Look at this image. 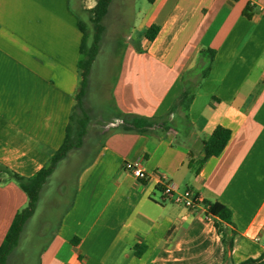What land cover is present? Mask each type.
I'll return each instance as SVG.
<instances>
[{
	"label": "crops",
	"instance_id": "obj_1",
	"mask_svg": "<svg viewBox=\"0 0 264 264\" xmlns=\"http://www.w3.org/2000/svg\"><path fill=\"white\" fill-rule=\"evenodd\" d=\"M96 2L0 0V244L28 202L4 169L30 178L63 144L80 82V14L89 16ZM103 25L101 44L122 43L110 49L117 64L110 111L93 115L83 104L90 116L83 143L56 166L19 242L27 225L38 226L39 264H224L209 201L231 211L233 263L259 258L264 0H112ZM151 26L158 32L149 41ZM205 50L215 54L201 79ZM186 85L195 86L186 118L169 115ZM134 117L169 128L125 130ZM217 126L231 132L224 149L191 167ZM133 161L146 179L125 170ZM163 177L200 203L175 204L159 188Z\"/></svg>",
	"mask_w": 264,
	"mask_h": 264
},
{
	"label": "trees",
	"instance_id": "obj_2",
	"mask_svg": "<svg viewBox=\"0 0 264 264\" xmlns=\"http://www.w3.org/2000/svg\"><path fill=\"white\" fill-rule=\"evenodd\" d=\"M111 1L112 0H97L95 7L89 11V21L93 29L90 42H88L86 29L82 24L80 26L82 32L80 59L78 61L80 82L78 91L75 95V109L71 115L69 125L66 128L63 144L51 157L47 166L40 169L30 178H24L14 172L4 169V172L8 175V177L14 180L23 190L27 196L28 202L25 208L16 213L9 229L6 232L3 242L0 244V264H6L10 255L17 248L23 227L35 213L40 193L58 163L62 161L70 151L80 148L83 143L86 128L90 121L89 114L83 108V100L86 94L88 76L99 52L100 43L105 32L103 20L108 13ZM145 1L153 3L155 0ZM247 15L249 17L250 14ZM157 32L158 27L151 26L145 34L146 39L152 41ZM204 53H206L205 57L208 59V65L203 69L200 77L201 79H204L209 73L215 54L212 50H205L201 55L204 56ZM194 88L195 86L191 85H186L184 87L177 102L170 109L168 113L169 115L175 111H180L184 114V118H186V113L194 98ZM155 125H158L163 129L169 128L168 126H165V122L160 118L134 117L129 127H126L125 130L135 131L137 133H147L149 128ZM230 135V130L217 126L210 136L206 140L202 141V156L195 162L191 163V167H201L205 160L219 155L227 144ZM203 205L206 208L207 216L214 220L215 230L224 247V264H234L231 260V252L234 246L236 231L231 220V211L218 202L203 201ZM135 254L136 256L141 255L138 251V247L135 248ZM238 264H264V253L257 259H247Z\"/></svg>",
	"mask_w": 264,
	"mask_h": 264
},
{
	"label": "rangeland",
	"instance_id": "obj_3",
	"mask_svg": "<svg viewBox=\"0 0 264 264\" xmlns=\"http://www.w3.org/2000/svg\"><path fill=\"white\" fill-rule=\"evenodd\" d=\"M136 2L141 4L144 3L145 0H136ZM80 18L88 34V42H90L93 29L89 21V16L80 14ZM118 43L119 45L122 44L120 40L110 45L108 43H100L99 52L91 67L83 104L86 103L87 106L91 108L93 115H104L106 112L110 111V98L108 97L110 96V88L117 71V64L113 58L111 59L110 49L112 45L115 47ZM37 227V225H27L22 240L8 258L7 264H39V255L43 248V244L42 238L36 235L38 231Z\"/></svg>",
	"mask_w": 264,
	"mask_h": 264
},
{
	"label": "built area",
	"instance_id": "obj_4",
	"mask_svg": "<svg viewBox=\"0 0 264 264\" xmlns=\"http://www.w3.org/2000/svg\"><path fill=\"white\" fill-rule=\"evenodd\" d=\"M124 167L125 170L133 175V177H135L136 179H146V175L144 174L139 161L127 162ZM158 184L159 188L162 190L163 195L171 197L173 202L177 205L188 209H193L200 203L199 197L196 196L195 199V196L189 190L174 192L173 185L165 177L160 179Z\"/></svg>",
	"mask_w": 264,
	"mask_h": 264
}]
</instances>
